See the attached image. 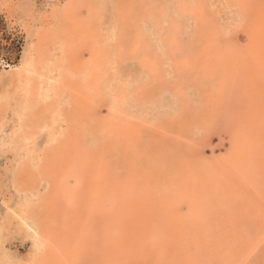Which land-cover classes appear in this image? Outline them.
Masks as SVG:
<instances>
[{"label":"rangeland","instance_id":"1","mask_svg":"<svg viewBox=\"0 0 264 264\" xmlns=\"http://www.w3.org/2000/svg\"><path fill=\"white\" fill-rule=\"evenodd\" d=\"M97 1H98V3H97ZM185 1L188 4V7L190 10L183 12L184 10L181 11L179 9V7H177V5H178L177 3L180 2V1L177 2V0H139V3H141V5L148 3V4H151L152 6L154 5L156 7L159 4H161L162 9L167 10V13L165 14V19H166V17H169V21L167 23L164 22V19L154 20V22H152L148 18V16H143V15L138 16V18H137V20L139 21L138 24H140V26H141V31L144 33V36L142 39L145 40V42H148L149 49H152V47H153L154 49L157 50V52L159 51L162 53L161 55L160 54L157 55L158 61H159L158 63H160V71L159 72L162 74V76H159L156 78L153 75L154 73L151 70L152 67L149 65V63L146 61L138 62L139 59H137V58H136L137 61H133V60L130 61V59H125L119 65L113 64L112 65V68H113L112 76L113 77H111V78H114V80H115V78H118V79L116 81H114L112 79L109 80L110 78H108L109 85H108V88H106V90H105V87H104V89H102L103 97L101 99V102L97 105L94 104L93 105L94 107L93 106L91 107V109H90L91 116H89L88 120L84 124H82V123L77 124L78 129H76V130L78 132L76 134H77V140L78 141H76V142L79 144V145L78 144L77 145L80 146L78 148V149H80L79 153L77 152L74 156L73 155L72 156H66V159L68 157H71L70 159L72 162H70L69 158H68L67 162L68 163L70 162L71 163L70 165H72V163H73V165L72 166L69 165L70 167L67 169L72 168V170L70 169L67 171L66 168L55 166L54 167L55 169H53V171H49V173L47 175H44V176L41 175L40 176L41 179L39 180V183L38 182L35 183L36 185L38 184V186H35L34 184H32V185L25 184V181H24L25 176L24 175H25V173L27 174V172L26 171H25V173L23 172V170H22L23 164H25V163L29 164L30 168L29 167L28 168L34 174V175H31V177H34L37 175L39 176L40 172H41L40 169L42 168L41 167L42 162L41 163H39V162L41 161L42 156H44V154H45V156L48 155V156L52 157L54 155L53 153H54L56 147H60L61 146L60 144H62V142H64L68 138V136H69L68 131L70 130L69 129L70 126L67 125V123H66V121H64L63 117H66V113H67L68 109L72 108V104L70 102L71 101V94H70V92L66 91V92H64V95H62L61 99H59L60 97L56 98V96H55L56 91H55V89H53V87L56 86L57 80H59V77L63 75V73H62L63 68H62V65L59 66L60 65L59 62L57 63V61L59 60L58 59L59 56L60 55L62 56V53L60 52L61 50H53V48H52L51 50H53L52 51L53 53L51 54L49 59H45V61L39 67L40 70H42V74L44 75L43 79H44L45 83H43L42 88L40 90H38L39 92L37 93V95L39 94V98H40L39 100H41V102L39 104H42L43 102L47 103V104H51L52 102H54L55 105L57 104L56 106H53V110H55V113H54L55 116H52L51 112L45 113V115H44L43 114L44 112L41 110V108L39 109L38 106L35 107L34 112L35 113L37 112L40 119H44L42 122L47 121V123L43 125V128L41 129V131L38 133H35L36 130L32 126V123L31 122L29 123L24 117V114L27 113V111L31 112L32 110L30 111L29 108H26L27 107V104H26L27 103V100H26L27 95H26V93L28 91V86L26 84V81L21 78L19 72L22 70V68L25 69L28 66V63H31L29 61H31L33 59V56H34L32 51L35 50V49H33V47L36 46L34 44V42L40 38L42 31H44L46 28L50 27V29L58 30V32L60 33V29H61L60 26H63V27L65 26L66 27V28H64L66 30L65 33L67 34L70 31L68 28L67 22H70L71 19H69L67 17L66 11H58V8H60L61 6H65L64 3L66 2V0H0V224H1L0 225V229H1L0 231L3 233L2 234L0 232L1 233L0 234V260H1L0 264H5L4 262H6V264H12L13 261H14L13 264H18V262H19V264H36V263L37 264H44L45 262L47 264H49V263H51L50 262L51 260L57 262V258H59V260H63V262L66 259L63 255H66L67 252H64L61 254L60 253L57 254V256H54L53 259H51L49 261V263H48V261H46L47 256H48L47 253L49 252L48 249L52 245H50V243H44L40 239V236L38 235L39 234L38 233L39 232V224H38L39 219L38 218H40V217L39 216H37V217L32 216L33 218L32 217L29 218V212H30L31 208H34L36 206L37 207L42 206L41 208L43 210H46L45 209V207L47 206L46 204H48L49 202L47 200H44V199H45L46 195L47 194L49 195V193L51 192V189H50L51 187L49 188L50 185H54L55 187H58L59 191L62 193L61 195H63L62 196L63 198L60 201V203H61L60 205H62L61 206L62 208L61 207L57 208L54 204L53 208L49 207L48 208L49 211L48 210L47 211H48V213H50V208L52 209L53 213L51 215H53V220L55 219L56 225H58V223L62 224L63 220H64V222H67L66 226H65V228H66L65 234H67V235L65 236V234H64L63 238H64V241H66V243H67V249L69 247H71V248H74L75 251L77 252L76 254H74L75 256L72 258V259L75 258L76 259L75 261H72V260H71L72 262L71 261H69V262L65 261L64 263H61V264H66L67 262H68L67 264H70V263L71 264L72 263L73 264H105V263L109 264V262H111L112 260L116 261L117 259L115 260V258H119V257H120L119 259L122 260V261H120V263L122 262L121 264H142V263L143 264H154V263L170 264L169 263L170 257L168 256L170 251L168 249H166L167 251L164 250L165 251V254H164V253H162L163 250L161 251V249H159V248H163V246H162L163 244H161V241H164L165 238H167V237L164 238V236H166V234H167V236H170L173 239L174 238L177 239L178 246L174 245V247H176V250H174V252L178 254L180 251L178 249L181 248L182 252H180L179 255H181V257H183L184 259L187 257L188 260L186 261V263L190 262L189 264H193V263L194 264H196V263L197 264H212V263H214V264H226L228 262V260L226 261L225 259H227L228 257H229L228 258L229 259L228 264H230V263L231 264H246V263L252 264V262L255 264L261 263L260 260H258V259H259L260 255L262 256L264 253V243L263 244L259 243V246L256 245V247H258V249L256 248L257 250L256 249L254 250L255 252H253V254H252L253 257H251V258L249 257L250 260H247V262L243 261L242 257H240L243 255V253L246 250L240 252V255L238 254L239 253L238 250L239 249L241 250L240 246L242 248L246 249L249 247L250 242L251 243L253 242V244L255 245V242L257 241V235H256L257 229L254 228L255 227L254 224H257V226H258V223H257L258 221H257V219L251 217L249 215V213H248V215L245 214L244 212L246 209L244 207H242V205H241L243 197L246 196L247 193H248V195L253 194L254 191L256 190V188L254 186L251 187V185L248 184L247 181H245L244 177L243 178L240 177L239 180L242 181V179H244L242 181V183L239 184L241 186L239 187V189L237 188L234 191L232 189L234 186L233 183L236 184L237 182H239L236 179L237 178L236 177L237 171L234 173L230 172V175L233 173L232 176H234L235 178L234 177L231 178L232 176L230 178H226V179H229V181L231 180L230 183H227L226 185L217 184V183H215V181H212V182H209L210 187L207 184H203V186H200L198 190H196L194 188L192 189L189 185L188 188L186 189L187 191H183V193L179 194L180 197L176 195V198L175 197L172 198L173 207L170 210L174 214H172L171 212L169 214L164 213L163 214L164 217H163V215L161 213H160V215H157V216H155L154 214L148 213V212H151V208H153L152 206H154V204H156L157 202H160L161 200H163V198H160V197H162L161 193H159V194L157 193L156 195L151 196L152 194H150L151 193V191L149 190L150 188H148V190L144 189V184L142 183V181L144 179L148 180V178L139 176V173L143 174L147 170H149L150 172L152 171V174H155V176H154L155 179L158 180L157 182H154L155 186L158 183L161 185L162 181H165L164 180L165 178H166V180L168 179L169 181L170 180L172 181L176 178L173 177L174 178L173 179V178H168V177L173 176L172 174L171 175H169V174L171 172H174V170L172 168H173V165L178 164L179 156L183 160L188 162L189 165L190 164L191 165L196 164L195 165V167H196L197 164L201 163L199 166L206 168L208 172L213 173L211 171L212 167L209 169L208 167H204L203 164L208 162L212 166V163H215L216 160H218L220 158H224L232 150L233 141H235L234 138H236L237 131H239L238 129H239V126L241 125L240 123L243 120H246V116H245V113H246L245 110L246 109H245V107H247V103L249 102L248 98H252L250 94H248V93L244 94L241 92V91H243V86L241 87L242 84L239 85L240 84L239 78H238V80H236L235 83H230L227 86L228 88L225 89V91H221V92H223V94L220 98L221 101H219L220 99H218L213 104H209V103H205V102L199 103V101H200L199 97H201L202 94H204V90H203L202 86L197 85V84L193 83L192 81L189 82L187 80V83H188L187 86L185 87V85H184V88L182 89L181 95H178V94H176L177 92H175L172 89V87L170 85H168L172 80H173V84L175 85L176 80L174 78L170 79L171 74L174 72L172 70L173 68L169 64L170 60H169V63L166 62L167 61L166 57L170 53L169 52L170 47H172V45H174L173 42H171L169 40V35H171V34H174L175 36L177 35V38H178L177 41H181L180 45L183 48L182 50L184 52H189L190 50L195 51L194 50L195 47L198 46L197 48H199L200 46H203L205 43V40H207V38L203 39V37H206L205 35L207 33L205 28L206 27L210 28L212 26L217 27L216 32H218L220 35L219 39L217 41L219 46H221L222 48H225V46H232L233 44H235L236 47L238 46L239 50H241L240 55H242V53L244 52L243 56L245 57L246 56L245 52L250 50L249 47H250L251 42H252L255 24L257 23L258 16H259L260 12L264 9V8L262 9V6H261V4L263 3L264 0H251L250 6L242 14H240L239 8L237 6H236L237 8H235V9L233 8V5H232V7L228 6L227 3L224 2L226 0H221V1L218 0L219 2H217V0H203V2L197 1L198 2V9L201 11V14H202L199 16L198 15L196 16L197 12H190V11H193L194 7L196 8V5L194 4L195 3L194 0H185ZM59 3H62V4H59ZM112 3H113V0H110V1L107 0V2L104 0H96L94 2L95 5L93 6V8L95 9V12H93V13H96L98 11L97 18L95 19V23L99 21L98 25L96 24V26L98 27V29H101V31L103 33L102 35H107V33L113 29V26L114 27L119 26V23L117 22V20L115 18ZM88 6H89L88 4H84L80 8H78L77 12H76L78 17L75 16L74 19L86 18L90 15H93L92 14V8H90ZM167 14H169V15H167ZM79 16H81V17H79ZM202 28H204V29L202 30ZM137 30L138 29L135 27H129L128 29H126V33L123 35V39L121 40V42L123 43V45L125 47L131 49L138 42V40H137L138 33H136ZM200 32H201V34H200ZM127 37H129V42L127 41L128 40ZM68 38H69V35H68ZM81 39H84V38H81ZM91 41L92 40L89 38V40L87 39L84 42L83 49L80 50L81 55L78 52L79 50L76 51L77 56L75 57L74 64H76V65L78 64V66L87 65V63L84 64L85 60H83V59H84V57L85 58L90 57V52H91L90 51V45L92 44ZM126 41H127V43H126ZM51 46L57 47L53 43H51ZM163 49H165V50H163ZM200 49L203 50L204 47H202ZM174 52L177 53V51H174ZM78 55H80V56L78 57ZM180 55L181 54H179L178 56H180ZM181 57L184 58L185 56H181ZM246 59H247V56H246ZM218 60L219 61H216L215 68H214V69H217L216 70L217 76L215 77L216 79L214 77H212L211 75H208L205 73L204 74L199 73L198 76H200L202 78V81H204V79H206L208 81L210 80L213 85L218 83L217 80L219 79V76L221 75L219 73L222 72V70H224V68H225L223 66V60H221V58H219ZM248 61H249V59L244 60L241 64L242 65L244 63L248 64ZM32 63L34 64L35 62L33 61ZM172 63H173V67H174L175 62L173 61ZM68 65H67V67H68ZM245 65L246 64H244V66H242V68L245 67ZM250 65H251V63L249 61V64L246 67H248ZM197 66H198V64H197ZM198 67H200V66H198ZM220 69H222V70H220ZM237 69H240V68L237 67ZM181 72H182V70H181ZM242 72L243 71H241L239 73L244 75L245 73L244 72L242 73ZM237 73H235V74H237ZM34 74H35V71L32 70L29 75H30V77H32ZM178 75H179V73H178ZM127 76H128V78H127ZM83 77H85V76L83 75ZM138 77L140 79L139 82L141 84H143V85L148 84L149 88L147 89L145 87L146 88L145 92L139 91L138 89L134 90L135 87L136 88L138 87V85H137L138 83L136 82V79ZM126 79H127V81H126L127 87L130 91V92L128 91L126 106L128 107V111H130V113L128 112V114L126 116L124 115L123 117L124 118L126 117V118L123 119L122 121H124V123H129L128 124V126H130L129 129L132 128V125L137 124L135 126L136 128L138 127L137 130L135 128L136 134L137 133L141 134L139 131L143 130L142 135H144V136H141V137H143V140H141V144L143 141L144 146H142L139 143V145L134 144L133 146L128 147L126 144H123L125 140H123L121 136H119V137L114 136V135L110 136V133L108 132V130L106 128L101 129V126L105 127L109 121H111V122L114 121V123H117V121H119L120 118H122V117L117 118V116H114L112 114V112H113L112 111V109H113L112 103L115 104V101L113 100L114 99L113 96L116 94L115 92L122 88L119 85L120 83L117 81H120V80L122 81V80H126ZM155 79H158L159 81H157V82H159L160 84H163V85L157 89V94L154 95V97H153V96H151V94L153 93L154 90H153V87L151 85H152V81H155ZM51 83H53L54 85H51ZM173 84H171V85H173ZM231 84H233V85H231ZM129 85H131L133 87H131ZM111 86L113 89L111 88ZM238 88L239 89L242 88V90H240V92H239ZM110 90H113L112 93ZM218 92H220V91H218ZM249 95H250V97H249ZM244 97H245V99H244ZM226 98L228 100H226ZM254 99H256V98L254 97ZM56 100L59 102H55ZM112 101H114V102H112ZM183 102H189L190 104H192L194 106H195V104H193V102L197 103L196 104L197 107H195V108L193 107L192 111L193 110L198 111V109H197L198 106L202 109L204 108L200 112H202V114H201L202 119L205 117L204 118L205 120L203 119V123H202V121H200L197 123L193 122V124H192V123H190V118H189V122L185 125L183 124V121H182V123L179 126L184 125L183 128L186 126V127H188L187 128L188 130L186 132V135L184 133L185 136L183 135V137H181V136H179L180 133L177 132V131H180L181 128L179 129V126H175V125H177V123L175 121L178 119V117H180L179 114L182 111ZM251 103L252 102H249L248 104H251ZM60 104H61V106H60ZM224 105H226V106H224ZM234 107H235L236 111H235ZM261 108H262V104H261ZM110 109H111V111H110ZM62 110L65 111V114H63ZM95 114L97 115V118H96ZM232 114H235V116H233ZM233 118H235V119L233 120ZM103 119L105 121H103ZM127 119H129V120H127ZM247 119H248L247 120L248 124H251V125L255 121V120H252V117H248ZM99 120H101V123H99L100 122ZM130 120H132V121H130ZM262 121L264 122V120H262ZM168 122L172 123V125ZM234 122H236V123H234ZM38 123H39V121H38ZM131 123H134V124L131 125ZM163 123L166 124V126H162ZM39 124H41V120H40ZM233 124H235V125H233ZM55 127H56V129H55ZM258 127H259V129L255 126L253 128L249 127L248 129H249V132H252L253 134L256 135V137H255L256 139H254L255 140L254 141L255 152L258 154V156H260V160L263 159V160L259 161V164L261 166H263L264 165V135H262L260 131H263V134H264V129L262 128V127H264V124L258 125ZM201 128H203V129H201ZM196 129H198V130L196 131ZM157 131H158V133H157ZM160 133H162V134H160ZM152 134H155V135L153 136ZM156 134L160 135L161 137L162 136H164L165 138L167 137L166 139L170 141V144H171L170 146L173 149V153L174 154L176 153V157H178V158L174 159V161H173L174 164L173 163L169 164L168 169L163 170L164 173L162 171L160 172V168L158 169V165L155 163V161L151 160L152 158L156 159L157 156L154 157V156H151L149 154L151 151L152 152L154 150L157 151V149L159 147H161V145H163L164 147H168L165 144L168 141L165 139H161V137H158ZM169 136L170 137L172 136L171 137L172 139ZM184 137H186V138L184 139ZM187 137H188V139H187ZM118 139H120V140H118ZM108 140L111 142V143L109 142V144L110 145L112 144V145H111L110 149L106 150ZM161 140H162L161 144H159L158 142L156 143V141L161 142ZM194 140L196 141V143ZM80 141L82 142V144ZM93 143H95V144H93ZM89 144H91V145H89ZM139 146H141L142 148L144 147L143 149H145V151H146V149H150V150H147L145 153H142L141 151H139V149L142 150V148L141 147L139 148ZM182 146H183V148H182ZM91 147H93V148H91ZM134 147H136L138 149V151ZM164 147H161V148H164ZM123 148H125V150ZM33 150H35V151H33ZM36 150H37V152H36ZM133 150H135V151H133ZM121 151L124 153H122ZM126 152H127V154H126ZM95 153H97V154H95ZM128 153H130L132 155L130 156V154H128ZM104 154L106 157H105V159H102V158H104ZM122 154H124V156ZM174 154H171L169 159H167L165 161H163V160H161V161H163L164 164H165V162L166 163L171 162L172 157H175ZM80 155H81V157L84 156V157H82V160L85 158L83 162H79V161H81V159L79 158ZM96 155H98V156H96ZM125 155H126V157H125ZM88 157H89V159H88ZM98 157H100L101 159H99ZM109 157H110V159H109ZM112 157H114V159ZM86 158H87V160H86ZM118 158H120V159H118ZM136 158H137V160H136ZM138 158H140V159H138ZM124 159H125V161H124ZM128 159H132V160H128ZM205 159L207 162L205 161ZM92 160L93 161L95 160L97 162V164L95 165L96 162H92ZM247 160H248L247 164L249 163L248 169H250L249 170L250 174L248 176H250V175H252L251 170L253 171V169H255L258 165L255 166L254 168H252L254 165H256V164L252 163V161L254 159L252 161L249 159H247ZM88 161H89V163L92 162L90 164H93V165H89ZM194 161H195V163H194ZM76 162H77V164H76ZM85 162H87V163H85ZM102 162H103V164H102ZM138 162H139V164H137ZM78 163H80V164H78ZM129 163L131 166L129 165ZM39 164H41V165H39ZM85 164H87V165H85ZM113 164H116L117 166L113 165ZM83 165L86 166V168H84ZM165 165L167 166V164H165ZM260 165H259V167H260ZM238 166H236V167H238ZM20 167H21V169H20ZM87 167L90 168L91 170H94V168H95V170H97V171L92 172L91 170H88ZM98 167H99V169H97ZM236 167H234V169H236ZM103 168L106 171H102L101 169H103ZM128 168L130 170H128ZM64 169L67 172H69V175L67 174V176L65 178L62 177V176H65V174H66V171ZM82 170H84V171H82ZM59 171L61 172V177L58 176ZM186 171H188V170H186ZM189 171H190V169H189ZM64 172H65V174H64ZM109 172L111 175H109ZM119 172H120V174H119ZM86 173H88V174H86ZM166 173H168V174H166ZM176 173L178 174L177 171H176ZM89 174H90V176H89ZM92 176H93V178H92ZM112 176H114V177L112 178ZM158 176H160V179L156 178ZM182 176H183V174L181 173L180 176H177L178 180L177 179L175 180L176 183H178L180 186L182 183L185 184V183H188L189 181H191L190 179H192V180L194 179L191 174L189 176H183V177ZM87 178H90V181ZM62 179L63 180L67 179V180L64 182ZM82 180H83V184H82ZM55 181L57 183H55ZM160 181H161V183H160ZM90 182L94 185L92 186V184ZM40 183H41V185H40ZM63 183H65V184H63ZM56 184H58V186H56ZM84 184L86 186H84ZM89 184H91V185H89ZM159 184L156 186V188L159 186ZM67 185L69 188H67ZM70 185H72V186L74 185L73 187L71 186L74 190L70 187ZM248 185H250V186H248ZM202 187L205 189L203 190ZM159 188L160 187H158V189ZM162 188L167 189V187H165L164 185H163V187H161V189ZM151 189L153 190L154 186H152ZM172 189H173V187H172ZM172 189H171V191L174 190V189L173 190ZM221 189L223 190V192H221L222 191ZM241 189H243L244 193H242ZM248 189H250V190H248ZM219 190H220V192H218ZM79 191H80V193H79ZM85 192L88 195H86V194L84 195ZM95 192H97L96 195H95ZM210 192L212 194L214 193L213 196L215 195L217 198L214 196L215 197V199H214V197L212 196V194ZM26 193H27V195H26ZM70 193H72V194L70 195ZM91 193L93 195L90 197L89 194L91 195ZM203 193L204 194L206 193L207 196L209 195L210 198L208 196L207 199L204 200V198H206V195L204 196ZM207 193H209V194H207ZM66 194H69L72 197V199L74 200L73 205H75L76 207L73 206L72 203L67 200L68 196ZM187 194H188V196H187ZM84 196L86 198H83ZM198 196H200L201 198L199 199ZM177 197H179L180 199H178ZM202 197H204V198H202ZM212 197H213V200H212ZM87 198H89V199H87ZM90 199H92V200H90ZM261 199H264V198L261 197ZM228 200H230V201H228ZM91 201H92V203H91ZM240 201H241V203H239ZM247 201H248V204H251V202L249 201L248 198H247ZM33 202H34V207H33ZM36 202H37V204H36ZM69 202L71 203V205L69 204ZM26 203H28V204H26ZM77 203H78V205H77ZM229 203H230V206H228ZM67 204H68V206H67ZM83 204H84V206H83ZM222 204L225 206V208H224V206H222ZM64 205L66 206L65 209H63ZM149 205H151V206H149ZM208 205H209V208L207 207ZM210 205H212V206H210ZM216 205L218 208L215 207ZM22 206H23V208H22ZM29 206H30V208L28 209ZM70 206H72L74 209L71 207V209H72L71 210L69 208ZM145 206H147L148 208H145ZM201 206L202 207L204 206L205 208L204 207L201 208ZM41 208H39V209H41ZM80 208H81V210H80ZM259 208L253 209L252 211H256V210L260 211ZM27 209H28V211H27ZM92 209H94L95 211ZM148 209H149V211H148ZM204 209H205V211L207 209H210V212L208 210V211H206L207 213L209 212L208 214H206V212L202 213V211H204ZM90 210H92V211H90ZM25 211H26V214H25ZM71 211L72 212L75 211L76 213H72ZM64 212H66V213H64ZM100 212H101V215H100ZM186 212H187V214H186ZM143 213H144V215H143ZM145 213L148 214L149 218H146L147 216L145 215ZM194 213H195V217H194ZM210 213H211V218L209 215ZM75 214H76V216H77V214H81V215H78L76 217ZM203 214H206V215H203ZM175 215H176V217H175ZM190 215H191V218H190ZM201 215H203L204 217ZM71 216H72V220H70ZM96 216L98 218H96ZM151 216L152 217L154 216V217L152 218ZM166 216H168V217H166ZM170 216H171V218L172 217L176 218L173 221V223L176 222L177 226L175 225L176 223L171 224L173 218L171 219ZM197 216H198V219H197ZM253 216H254V213H253ZM165 217L168 219L167 221H169V219H171V222L170 221L165 222L166 225L163 224L164 222L162 223V221L164 219L166 220ZM177 217L180 219L181 223L178 222L179 219ZM256 217H258V216H256ZM161 218H163V220ZM186 218L188 221L185 220ZM192 218H194V219H192ZM245 218H247L248 220ZM89 219H90V221H89ZM206 219H208L209 221ZM127 220H129L128 224L126 223ZM195 220L198 223V225L196 222H194ZM220 220H222V221H220ZM240 220H241V222H240ZM72 221H74L76 224ZM130 221L131 222L136 221V223L137 224L139 223V225H141V226L138 225L136 228L135 224H133V222L130 223ZM200 221L205 222V223L202 222L204 225L201 224ZM214 221H217V223ZM248 221H250V222H248ZM116 222H118V223H116ZM187 222H190V223H188V224H190V226L187 224ZM244 222H246V223L244 224ZM251 222H253V225H251ZM73 223H74V225H73ZM84 223L86 225H84ZM167 223H169L170 225ZM191 223H192L193 227L191 226ZM199 223H200V225H199ZM209 223H210V225H208ZM239 223H240V225L243 224L242 227H239L240 232H239L238 227H237V225ZM81 224L85 227L84 233L82 231V228H84V227H82ZM132 224L134 225V228H136L135 229L136 232H132L131 230H129V228ZM150 224H152L153 226H151ZM160 224H163L164 227H162L163 225H160ZM180 224H185V226L181 227L182 225L180 226ZM194 224H195V226H194ZM35 225L38 227V229ZM71 225H73L75 227H73ZM168 225L169 226L174 225L175 227L174 226L171 227V229L174 231L170 232V230H169L170 228L168 227ZM201 225L204 226L203 227V230L205 229L204 231L202 230V227H199ZM206 225H208V226H206ZM223 225H225L226 227L224 228ZM87 226H89V227H87ZM197 226L199 229L202 230V232H201V230H199L197 228ZM3 227H5V228H3ZM96 227H98V228H96ZM142 227H143V230H142ZM160 227L162 228L161 230H159ZM184 227L185 228L187 227V229L185 230ZM188 227H189V229H188ZM206 227L209 228V231H208V228H206ZM243 227L245 229H243V231H242L241 228H243ZM71 228L72 229L74 228L75 230L74 229L72 230ZM125 228H126V231H125ZM176 228L181 231V234H179L180 231L179 230L177 231ZM182 228H184V229L182 230ZM190 228H192L193 231L195 230V233L192 230H190ZM4 229H6V230H4ZM164 229H166V230H164ZM70 230H71V232H70ZM100 230H101V232H100ZM145 230H151V231L153 230V231H152V233H150L148 231L149 235L146 233L147 235L144 236ZM188 230H189V232L191 231L190 235H189ZM196 230L199 232L197 233ZM232 230H235L236 232H234ZM73 231L75 232L74 235H73ZM122 231L125 233H123ZM163 231L168 232V233L164 234L165 232L162 233ZM203 232H205V233H203ZM62 233H64V232H62ZM128 233H130V234H128ZM136 233H138V234H136ZM182 233H184L183 237L185 236V233H188L186 235H189V238H192V239H189L187 236H185V239L182 238V240H180V237H182ZM191 233H193V234H191ZM238 233H241V234H238ZM35 234L37 237L35 236ZM122 234H124V235L126 234L125 235L126 237H124V238L127 241L123 238ZM175 234H177V236H178V234L181 236H178L179 238H177L175 236ZM194 234H195V236L198 235V237H195ZM210 234H213V235H210ZM234 234L237 236H234ZM252 234L256 236L255 237L256 239H254V236ZM199 235H201V236H199ZM205 235H207V236H205ZM228 235L230 238L228 237ZM238 235L239 236L242 235V236L238 237ZM248 235L250 236V237H248L249 239L247 238ZM190 236H192V237H190ZM203 236H205V237H203ZM82 237L84 238V240H81ZM119 237H121V238L118 239ZM186 237L188 238L187 242H185V240L187 239ZM244 237L247 238L248 240H246V239L244 240ZM96 238H97V240H96ZM201 238L205 242L202 241ZM209 238H210V240H209ZM225 238L228 240H226ZM241 238H242V240H241ZM116 240H119V241L116 242ZM124 240H125V242H124ZM197 240L198 241L200 240V241L198 243H196ZM222 240L224 241V243H222L223 242ZM243 240L245 241V243L243 242ZM41 241H42V245H41ZM136 241H138V243L140 245ZM188 241H189V243H188ZM75 242H77V243H75ZM111 242H112V244H110ZM135 242H136V244H135ZM164 242H166V241H164ZM201 242H204V244L203 243L201 244ZM229 242H233L231 246H230ZM257 242H259V241H257ZM114 243L116 246L113 245ZM181 243H183L184 245ZM185 243H186V245H185ZM208 243H209V246H208ZM216 243L218 244V247H217ZM242 243H244L245 245L247 243L248 247L247 246H246V248L243 247L245 245H242ZM197 244H199V246H202V248H204V249L201 248L203 251L202 250L200 251V248ZM210 244H212V245H210ZM111 245H113L114 247ZM164 245H166V244H164ZM188 245H190V246H188ZM206 245L208 248L210 246L211 247L209 249H207ZM215 245H216V247H214ZM122 246H124L125 248L124 247L121 248ZM130 246H133V247L130 248ZM136 246H137V248H136ZM139 246H140V248H139ZM155 246H156V248H154ZM185 246L187 248L189 247L188 249L190 251L189 250L187 251ZM230 247H232V251H231ZM233 247H234V249H233ZM111 248H114L115 252L113 251L114 249H111ZM132 248H134L135 251H134V249L132 250ZM226 248H227V251H225ZM116 249H118V254L115 257V255L117 253ZM213 249H214V251H211ZM63 250L65 251V249H63ZM124 250H125V252L128 250L127 252H129V253L128 254L125 253ZM138 250H140V251H138ZM158 250H159V252H158ZM236 250H237V252H236ZM221 251H223L222 252L223 257H221L222 256ZM130 252H132V253H130ZM230 252L233 254L236 252L235 253L236 257L234 255H232ZM124 253L127 256H125ZM140 253L143 255V257ZM223 253L224 254L226 253V254L224 255ZM118 255H124L125 259L123 256H122V258H121V256L118 257ZM164 255H166V256H164ZM185 255H187V256L185 257ZM105 256H106V259H108V260L105 259ZM110 257H112V259ZM190 257H191V260H190ZM195 258H197V259H195ZM28 259H29V262H28ZM109 259H110V261H109ZM192 259L196 263L193 262ZM222 259L225 262L222 261ZM149 260H151V261L149 262ZM203 260H204V262H203ZM213 260H214V262H212ZM16 261H17V263H16ZM140 261H142V263ZM249 261H251V262H249Z\"/></svg>","mask_w":264,"mask_h":264},{"label":"bare ground","instance_id":"2","mask_svg":"<svg viewBox=\"0 0 264 264\" xmlns=\"http://www.w3.org/2000/svg\"><path fill=\"white\" fill-rule=\"evenodd\" d=\"M96 0H66V2L64 3L65 4V6H61L60 8H58V11H66V14H67V17L69 18V19H71L70 20V22H67V24H68V28H69V32L66 34L65 32H66V30L64 29V28H66L65 26L63 27V26H60L61 27V29H60V33L58 32V30H53V29H50V27L49 28H46L44 31H42V33H41V35H40V38L37 40V41H35L34 42V44L37 46H35V47H33V49H35V50H33L32 51V53H33V59L31 60V61H29V62H31V63H28V66L25 68V69H23L22 68V70L19 72V74H20V76H21V78L23 79V80H25L26 81V84H27V86H28V91H27V93H26V95H27V107L26 108H29V110L31 111V112H29V111H27V113H25L24 114V117H25V119L30 123H32V126L35 128V130H36V132L35 133H38V132H40L41 131V129L43 128V125L44 124H46L47 123V121H45V122H42L44 119H40L39 118V116H38V114H37V112L35 113L34 112V109H35V107H39V109L41 108V110L44 112L43 114L45 115V113H50L51 112V114H52V116H55V110H53V106H56L55 105V103L54 102H52L51 104H47V103H42V104H39L40 102H41V100H39L40 98H39V94L37 95V93L39 92L38 90H40L41 88H42V85H43V83H45V81H44V75L42 74V70H40V65L45 61V59H49V57L51 56V54L53 53L52 51L53 50H61L60 52L62 53V56L60 55L59 56V60L57 61V63L59 62V66H61L62 65V68H63V75L62 76H60L59 77V80H57V84H56V86H54L53 87V89H55V96H56V98H58V97H60L59 99H61L62 98V95H64V92H70V94H71V104H72V108H69L68 109V111H67V113H66V117H63V119H64V121H66V123H67V125L68 126H70L69 127V131H68V138L64 141V142H62V144H60L59 146L60 147H56V149H55V151H54V155L52 156V157H50V156H48V155H46L45 156V154H44V156H42V158H41V161L39 162V163H41L42 162V168L40 169L41 170V172H40V175L38 176H34V177H31V175H34L33 174V172H31L30 170H29V164H27V163H25V164H23V172L25 173V171L27 172V174L25 173V178H24V181H25V184H30V185H32V184H34L35 186H38V184L36 185L35 183L36 182H38L39 183V180L41 179V175L42 176H44V175H47L48 173H49V171H53V169H55L54 167L55 166H57V167H63V168H69L70 166H72L73 165V163H72V165H70L71 163L70 162H72L71 161V157H68L69 159H70V162L68 163L67 162V160H68V158L66 159V156H74L77 152L79 153V150L80 149H78L80 146H78L79 144L76 142V141H78L77 140V130L76 129H78L77 127V124L79 123H82V124H84L87 120H88V118H89V116H91V112H90V109H91V107L94 105V104H99L100 102H101V99H102V97H103V93H102V89H104V87H105V90H106V88H108V85H109V83H108V78H110L109 80H114V78H111V77H113L112 76V72H113V68H112V65L113 64H115V65H119V64H121L125 59H130V61H137V59H139L138 60V62H142V61H146V62H148L149 63V65L152 67L151 68V70L153 71V75L157 78V77H159V76H162V74L159 72L160 71V63H158L159 61H158V54H162L161 52H157V50L156 49H154L153 47H152V49H149V47H148V42H145V40H143L142 38H143V36H144V33L141 31V26H140V24H138L139 23V21L137 20V18H138V16H148V18L152 21V22H154V20H160V19H164V22L165 23H167L168 21H169V17H166V19H165V14L167 13V10H164V9H162V6H161V4H159L158 6H152L151 4H142L141 5V3H139V0H113V3H112V6H113V10H114V14H115V18H116V20H117V22L119 23V26L117 27V26H113V29L112 30H110L108 33H107V35H102L103 33H102V31H101V29H98V27L96 26V24L98 25V22H96L95 23V19L97 18V14H98V11L96 12V13H93V12H95V9L93 8V6L95 5L94 4V2H95ZM104 1H106L107 2V0H104ZM110 1V0H109ZM178 1H180L179 3H177L178 5H177V7H179V9L181 10V11H183V12H185V11H189L190 9H189V7H188V4L186 3V1L185 0H177V2ZM197 1H199V2H203V0H194V4L196 5V8L194 7V9H193V11H190V12H197L196 13V16L198 15H202L201 14V11L198 9V2ZM221 1V0H220ZM86 2V3H85ZM143 2V1H142ZM213 2V1H212ZM217 2H219L218 0H217ZM216 2V3H217ZM224 2H226L227 3V5L228 6H231L232 7V5H233V8L235 9V8H239V12H240V14H242L245 10H247L248 9V7L250 6V3H251V0H226V1H224ZM97 3H98V1H97ZM189 3V2H188ZM59 4H62V3H59ZM84 4H88L89 6L88 7H90V8H92V14L93 15H90V16H88V17H86V18H77V19H74V17L75 16H77V14H76V12H77V9L78 8H80L82 5H84ZM158 4V3H157ZM237 6V7H236ZM261 6H262V9L264 8V1H263V3L261 4ZM232 9V8H231ZM76 14V15H75ZM239 14V13H238ZM167 15H169V14H167ZM66 17V18H67ZM78 17V16H77ZM79 17H81V16H79ZM153 19V20H152ZM160 22V21H159ZM158 22V23H159ZM175 24V23H174ZM143 25V24H142ZM129 27H135V28H137L138 30L136 31V33H138V38H137V40H138V42L134 45V47H132L131 49L130 48H127V47H125L124 45H123V43L121 42V40L123 39V35L126 33V29H128ZM216 26H212V27H206L205 28V30H206V37H203V39H206L207 38V40H205V43H204V45L203 46H200L199 48H197V47H195L194 48V50L195 51H192V50H190L189 52H184L182 49V47H181V41H177L178 40V38H177V35L175 36L174 34H171V35H169V40L171 41V42H173V44L174 45H172V47H170V53L167 55V57H166V59H167V61L166 62H168L169 63V60H170V66L173 68L172 70H173V72L174 73H172L171 74V76H170V79L172 78H174L175 80H176V82H175V85L173 84V80L168 84V85H170L171 87H172V89L175 91V92H177L176 94H178V95H181V93H182V89L184 88V85H185V87L187 86V80L189 81V82H193V83H195V84H197V85H200V86H202V88H203V90H204V94H202V96L201 97H199V103L200 102H205V103H209V104H213L214 102H216L218 99H220L221 98V96H222V94H223V92H221V91H225V89L226 88H228L227 86L230 84V83H235L236 82V80H238V78H239V80H240V84L239 85H241V87L243 86V91H241L242 93H248V94H250L251 95V97L252 98H248L249 100V102H252L251 104H248L247 103V107H245V116H246V120H243L240 124V126H239V131H237V135H236V138H234L235 139V141H233V148H232V150L224 157V158H220V159H218V160H216V162L215 163H212V166H211V164L210 163H208L207 161H206V159H205V161L207 162V163H204L203 164V166L204 167H208L209 169L212 167V169H211V171L213 172V173H210V172H208L207 171V169L206 168H203V167H201V166H199L200 164H197V166L195 167V165L196 164H193V165H189V163L188 162H186L185 160H183L180 156H179V160H178V164H175V165H173V170H174V172H171L169 175H173L172 177L171 176H169L168 178H173V177H175L177 180H178V178H177V176H180V174L182 173L183 174V176H189L190 174L192 175V177L195 179H190L191 181H189L188 183H182L181 184V186L178 184V183H176V179H174V180H166V178L164 179L165 181H162V183H161V181H160V183H161V185L159 184V186L158 187H160L159 189H158V187L156 188V186L158 185H156L155 186V184H154V182H157L158 180H156L155 179V174H152V171L150 172L149 170H147L146 172H144L143 174H140L139 173V176H141V177H145V178H148V180H143L142 181V183L144 184V189H147L148 190V188H150L149 190L151 191V193L150 194H152L151 196H154V195H156L157 193L159 194V193H161V195H162V197H160V198H163V200H161L160 202H157L156 204H154V206H152L153 208H151V212H148L149 214H154L155 216H157V215H160V213L163 215L164 213L165 214H169L170 212L172 213V211L170 210V209H172V207H173V205H172V198H176V195L177 196H179V194L180 193H183V191H187L186 189L188 188V186L190 185V187L193 189H196V190H198L199 189V187L200 186H203V184H207V185H209V182H212V181H215V183H217V184H224V185H226L227 183H230V181H229V179H226V178H230L231 176H232V174L234 173V172H236V174H237V180L239 181V182H237L236 184H234L233 183V191L234 190H236L237 188L239 189V187L241 186V185H239V184H241L242 183V181L244 180V179H242V181L241 180H239L240 179V177L241 178H245V181H247V183L248 184H250L251 185V187L252 186H254L255 188H256V190L254 191V193L253 194H249L248 195V193H247V195L246 196H244L243 197V200H242V207H244L246 210H245V214H247L248 215V213H249V215L251 216V217H253V218H255V219H257V223H258V226H257V224H254L255 225V229H257L256 230V235H257V241H259V242H255V245L253 244V242L251 243H249V247L247 246V243H246V245L244 244L245 243V239L246 240H248L249 238L248 237H250L249 235L247 236V238H245L244 237V240H243V242L244 243H242V245H245V246H243V247H245L246 248V246L248 247V248H246V249H244V248H242L241 246H240V248H241V250L239 249L238 250V254L240 255V252H242V251H244V250H246L244 253H243V255L242 256H240V257H242V260L243 261H245V262H247V260H250V258L251 257H253L252 256V254H253V252H255L254 250L257 248L258 249V247H256V245L257 246H259V243H264V199H261V197L262 198H264L263 196H264V165L263 166H261L260 164H259V161H261V160H263V159H261L260 160V156H258V154L255 152V144H254V139H256L255 137H256V135L255 134H253L252 132H249V127L250 128H253L254 126L255 127H257L258 129H259V127H258V125H263L264 124V122L262 121V120H264V9L260 12V14H259V16H258V20H257V23L255 24V29H254V34H253V38H252V42H251V45H250V47H249V49L250 50H248L247 52H245L246 53V56H247V59H246V56L244 57L243 55V53H242V55H240V51L241 50H239V47L237 46L236 47V45L235 44H233L232 46H225V48H222L221 46H219V44L217 43V41H218V39H219V33L218 32H216L217 30H216ZM98 29V30H97ZM145 29V28H144ZM204 28H202V30H203ZM50 30V31H49ZM200 34H201V32H200ZM203 34V33H202ZM68 35H69V38H68ZM128 36V35H127ZM81 38H84V39H81ZM89 38L92 40L91 42H92V44L90 45V57L88 58V57H84V59L83 60H85V62H84V64H86L87 63V65H83V66H78V64L76 65V64H74V60H75V57L77 56V54H76V51L77 50H79L78 52H79V54H80V50L81 49H83V45H84V42L88 39L89 40ZM128 38V42H129V37H127ZM126 38V39H127ZM131 39V38H130ZM202 39V40H203ZM127 41H126V43H127ZM204 41V40H203ZM51 43H53V44H55L57 47H52L51 46ZM61 43V44H60ZM169 44V43H168ZM60 45V46H59ZM150 45V44H149ZM170 45V44H169ZM59 46V47H58ZM202 47H204V49L203 50H201L200 48H202ZM53 48V50H51ZM163 48V47H162ZM154 49V50H153ZM163 50H165V49H163ZM174 51H177V53H175ZM157 52V53H156ZM196 52V53H195ZM239 52V53H238ZM186 53V54H185ZM179 54H181L180 56H178ZM185 54V55H184ZM81 55V54H80ZM80 55H78V57L80 56ZM153 55V56H152ZM181 56H185L184 58L183 57H181ZM137 58V59H136ZM160 58V57H159ZM219 58H221V60H223V66L225 67L224 68V70H222V69H220V70H222V72H220L219 74H221L220 76H219V79L217 80V84H215V85H213L212 83H211V81L209 80H206V79H204V81H202V78L200 77V76H198V74L199 73H205V74H208V75H211L212 77H216L217 75V73H216V70L217 69H214L215 68V64H216V61H219L218 59ZM249 59V61H250V63H251V65L250 66H248V67H246L248 64H249V61H248V64L247 63H244V64H246L245 65V67H243L242 68V66H244V64L242 65L241 63L244 61V60H248ZM242 60V61H241ZM35 62L34 64L32 63V62ZM82 61V60H81ZM175 62V66L173 67V63L172 62ZM62 62V63H61ZM69 64V65H68ZM140 64V63H139ZM197 64H198V66H200V67H198L197 66ZM67 65H68V67H67ZM114 65V66H115ZM217 67V66H216ZM237 67H239L240 69H237ZM70 68V69H69ZM121 68V67H120ZM218 68V67H217ZM185 71H184V70ZM35 71V74L32 76V77H30V73H31V71ZM181 70H182V72H181ZM219 70V69H218ZM241 72V71H243L245 74L244 75H242L241 73H239V72ZM249 73H248V72ZM132 72V71H131ZM185 72V73H184ZM238 72V73H237ZM242 72V73H243ZM61 73V74H62ZM118 73V72H117ZM178 73H179V75H178ZM235 73H237V74H235ZM129 74V73H128ZM83 75L85 76V77H83ZM114 75V74H113ZM177 76V77H176ZM208 77V76H207ZM127 78H128V76H127ZM241 78V79H240ZM118 78H115V80L114 81H116ZM121 79V78H120ZM216 79V78H215ZM212 80V79H211ZM127 79L126 80H120V81H117V82H119L120 84V86L122 87L120 90H118V91H116L115 93V95L113 96V100L115 101V104H113L112 103V114L114 115V116H117V118L119 117H122V118H120V120L119 121H117V123H114V121H109L108 122V124H106V126L104 127V126H101V129H104V128H106L107 130H108V132L110 133V136H112V135H114V136H121L122 137V139L123 140H125L124 141V143L123 144H126L128 147H131V146H133L134 144H138L139 145V143L141 144V140H143V137H141V136H144V135H142L143 134V130L142 131H139L141 134H136L135 133V126L137 125H132V124H134V123H131V125H132V128H130L129 129V127L130 126H128V124L129 123H124V121H122L123 119H125L123 116L125 115H127L128 114V112L130 113V111H128V107L126 106V101H127V95H128V91H129V89H128V87H127ZM140 79H139V77L136 79V82L138 83L137 85H138V87L136 88H134V90H139V91H144L145 92V90H146V88L148 89L149 87H148V84H145V85H143V84H141L140 82ZM157 81H159L158 79H155V81H152V87H153V93L151 94V96H153L154 97V95H156L157 94V89L159 88V87H161L163 84H160L159 82H157ZM150 82V81H149ZM213 82V81H212ZM166 83V82H165ZM111 84V83H110ZM171 84H173V85H171ZM237 84V83H236ZM51 85H54L53 83H51ZM231 85H233V84H231ZM238 85V84H237ZM129 86H131V85H129ZM247 86V87H246ZM115 87V86H114ZM131 87H133V86H131ZM146 87V88H145ZM111 88H112V86H111ZM110 88V89H111ZM116 88V87H115ZM114 88V89H115ZM113 89V88H112ZM234 89V88H233ZM239 89V88H238ZM237 89V90H238ZM109 90V89H108ZM116 90V89H115ZM240 90H242V88L241 89H239V92H240ZM111 91V93H112V91L113 90H110ZM218 91H220V92H218ZM227 91V90H226ZM130 92V91H129ZM132 92V91H131ZM136 92V91H135ZM238 92V93H239ZM57 93V94H56ZM114 93V92H113ZM201 93V92H200ZM225 93V92H224ZM228 93V92H227ZM250 95H249V97H250ZM130 96V95H129ZM228 96V95H227ZM235 96V95H234ZM246 97V96H245ZM245 97H244V99H245ZM254 97L256 98V99H254ZM191 98V97H190ZM237 98V97H236ZM254 99V100H253ZM226 100H228L227 98H226ZM225 100V101H226ZM238 100V99H237ZM243 100V99H242ZM241 100V101H242ZM247 100V99H246ZM109 101V100H108ZM114 101H112V102H114ZM195 101V100H194ZM219 101H221V99L219 100ZM218 101V102H219ZM55 102H59V101H55ZM191 102V101H190ZM245 102V101H244ZM54 103V104H53ZM107 103V102H106ZM111 104V103H110ZM193 104H195V106L194 105H192V104H190L189 102H183V107H182V111H181V113L179 114V116L180 117H178V119L175 121L176 123H177V125H175V126H179L181 123H182V121H183V124L185 125V124H187L188 122H189V118H190V123H192L193 124V122H200V121H202V123H203V119L205 118H203L202 119V116H201V114H202V112H200V111H202L203 109L202 108H200L199 106H198V111H192V109H193V107L195 108V107H197L196 106V104L197 103H195V102H193ZM221 104V103H220ZM261 104H262V108H261ZM200 105V104H199ZM60 106H61V104H60ZM63 106V105H62ZM111 106V105H110ZM119 106V107H118ZM221 106V105H220ZM224 106H226V105H224ZM94 107V106H93ZM52 108V109H51ZM237 108V107H236ZM244 108V107H243ZM64 109V108H63ZM234 109H235V107H234ZM238 109V108H237ZM65 110V109H64ZM93 110V109H92ZM130 110V109H129ZM217 110V109H216ZM240 110V109H239ZM63 111V110H62ZM110 111H111V109H110ZM170 111V110H169ZM205 111V110H204ZM211 111V110H210ZM235 111H236V109H235ZM96 113V112H95ZM110 113V112H109ZM116 113V114H115ZM210 113V112H209ZM229 113V112H228ZM63 114H65V111H63ZM237 114V113H236ZM133 115V114H132ZM212 115V114H211ZM231 115V114H230ZM233 116H235V114H232ZM65 116V115H64ZM95 116H96V118H97V115L95 114ZM204 116V115H203ZM232 116V117H233ZM69 117V118H68ZM248 117H252V120H255L254 121V123L251 125V124H248ZM43 118V117H42ZM106 118V117H105ZM129 118V117H128ZM174 118V117H173ZM110 119V118H109ZM112 119V118H111ZM172 119V118H171ZM209 119V118H208ZM235 118H233V120H234ZM250 119V118H249ZM40 120H41V124H39L40 123ZM98 120V119H97ZM96 120V121H97ZM116 120V119H115ZM127 120H129V119H127ZM205 120V119H204ZM25 121V120H24ZM38 121H39V123H38ZM100 122L99 123H101V120H99ZM103 121H105L104 119H103ZM130 121H132V120H130ZM129 121V122H130ZM116 122V121H115ZM126 122V121H125ZM207 122V121H206ZM205 122V123H206ZM168 123H170V122H168ZM234 123H236V122H234ZM34 124V125H33ZM125 124V125H124ZM171 125H172V123H170ZM162 125V124H161ZM183 125V126H184ZM233 125H235V124H233ZM251 125V126H250ZM159 126V125H158ZM162 126H166V124H164L163 123V125ZM183 126H179V129H180V131H177V132H179L180 133V135L179 136H181V137H183V135H184V133H185V135H186V132H187V128L188 127H184L183 128ZM210 126V125H209ZM82 127V126H81ZM205 127V126H204ZM235 127V126H234ZM237 127V126H236ZM138 128V127H137ZM137 128H136V130H137ZM190 128V127H189ZM206 128V127H205ZM263 129H264V127H262ZM55 129H56V127H55ZM201 129H203V128H201ZM32 130V129H31ZM59 130V129H58ZM198 129H196V131H197ZM233 130V129H232ZM176 131V130H175ZM199 132V131H198ZM258 132V131H257ZM261 132V134L262 135H264L263 134V131H260ZM157 133H158V131H157ZM163 133V132H162ZM162 133H160V134H162ZM165 133V132H164ZM191 133V132H190ZM102 134V133H101ZM153 136L155 135V134H152ZM158 137H161L160 135H158V134H156ZM164 135V134H163ZM184 135V136H185ZM104 136V135H103ZM148 136V135H147ZM156 136V137H157ZM194 136V135H193ZM199 136V135H198ZM141 137V138H140ZM157 137V138H158ZM170 137V136H169ZM172 137V136H171ZM170 137V138H171ZM180 137V138H181ZM88 138V137H87ZM106 138V137H105ZM155 138V137H154ZM167 138V137H166ZM164 136H162L161 137V139H165V140H167ZM186 137H184V139H185ZM192 138V137H191ZM80 139V138H79ZM149 139V138H148ZM169 139V138H168ZM172 139V138H171ZM187 139H188V137H187ZM48 140V139H47ZM104 140V139H103ZM118 140H120V139H118ZM152 140V139H151ZM175 140V139H174ZM183 140V139H182ZM153 141V140H152ZM168 142L167 143H165L166 144V146H168V147H164L163 145H161V147H164V148H161V147H159L158 149H157V151L156 150H154L153 152L151 151L149 154L151 155V156H157L156 157V159H154V158H152L151 160L152 161H155V163L158 165V169L160 168V172L162 171L163 172V170H166V169H168V167H169V164H172L173 163V161H174V159L175 158H178V157H176V153L174 154L173 153V149H172V147L170 146L171 144H170V141L169 140H167ZM190 141V140H189ZM195 141V140H194ZM81 142V141H80ZM79 142V143H80ZM108 143H107V146H106V150H108V149H110V147H111V145L109 144V140L107 141ZM159 143V144H161L162 143V140H161V142L160 141H156V143ZM91 143V142H90ZM111 143V142H110ZM182 143V142H181ZM195 143H196V141H195ZM78 144V145H77ZM81 144H82V142H81ZM92 144V143H91ZM91 144H89V145H91ZM93 144H95V143H93ZM164 144V145H165ZM180 144V143H179ZM142 146H144V142L142 141V144H141ZM96 146V145H95ZM154 146V145H153ZM199 146V145H198ZM141 146H139V148H140ZM186 147V146H185ZM86 148V147H85ZM91 148H93V147H91ZM135 149H137L136 147H134ZM142 148V147H141ZM144 148V147H143ZM142 148V150L141 149H139V151H141L142 153H145L147 150H150V149H146V151H145V149H143ZM155 148V147H154ZM182 148H183V146H182ZM116 149V148H115ZM124 150H125V148H123ZM131 149V148H130ZM156 149V148H155ZM82 150V149H81ZM92 150V149H91ZM90 150V151H91ZM104 150V149H103ZM118 150V149H117ZM33 151H35V150H33ZM116 151V150H115ZM133 151H135V150H133ZM137 151H138V149H137ZM136 151V152H137ZM36 152H37V150H36ZM85 152V151H84ZM92 152V151H91ZM99 152V151H98ZM114 152V151H113ZM122 152V151H121ZM119 153V152H118ZM122 153H124V152H122ZM135 153V152H134ZM139 153V152H138ZM141 153V154H142ZM95 154H97V153H95ZM126 154H127V152H126ZM128 154H130V153H128ZM171 154H174L175 155V157H172V160H171V162H169V163H166L165 162V164H167V166L164 164V162L163 161H165V160H167V159H169V157L171 156ZM86 155V154H85ZM101 155V154H100ZM121 155V154H120ZM123 156H124V154H122ZM132 154H130V156H131ZM96 156H98V155H96ZM103 156V155H102ZM122 156V157H123ZM77 157V156H76ZM79 157V156H78ZM82 157H84V156H82ZM82 157H81V155H80V159H81V161H79V162H83L84 161V159L82 160ZM101 157V156H100ZM100 157H98L99 159H101ZM105 154H104V158H102V159H105ZM115 157V156H114ZM114 157H112L113 159H114ZM125 157H126V155H125ZM144 157V156H143ZM149 157V156H148ZM75 158V157H74ZM92 158V157H91ZM117 158V157H116ZM124 158V157H123ZM128 158V157H127ZM135 158V157H134ZM215 158V157H214ZM249 159V160H253L252 161V163L253 164H256V165H254L252 168H254L255 166H257L255 169H253V171L251 170V172H252V175H250V176H248L249 174H250V169H248V167H249V163L247 164V159ZM88 159H89V157H88ZM108 159V158H107ZM109 159H110V157H109ZM112 159V160H113ZM118 159H120V158H118ZM133 159V158H132ZM132 159H128V160H132ZM138 159H140V158H138ZM171 159V158H170ZM86 160H87V158H86ZM91 160V159H90ZM96 160V159H95ZM93 161L92 160V162H96V161ZM122 160V159H121ZM136 160H137V158H136ZM161 160H163V161H161ZM210 160V159H209ZM103 161V160H102ZM105 161V160H104ZM124 161H125V159H124ZM159 161V162H158ZM92 162H90V163H92ZM112 162V161H111ZM127 162V161H126ZM137 162V161H136ZM85 163H87V162H85ZM89 163V161H88V164L89 165H93V164H90ZM118 163V162H117ZM123 163V162H122ZM133 163V162H132ZM131 163V164H132ZM141 163V162H140ZM194 163H195V161H194ZM251 163V164H252ZM76 164H77V162H76ZM78 164H80V163H78ZM84 164V163H83ZM97 164V162L95 163V165ZM102 164H103V162H102ZM128 164V163H127ZM137 164H139V162L137 163ZM174 164V163H173ZM263 164V163H262ZM39 165H41V164H39ZM70 165V166H69ZM75 165V164H74ZM85 165H87V164H85ZM111 165V164H110ZM113 165H116V164H113ZM119 165V164H118ZM125 165V164H124ZM123 165V166H124ZM129 165H130V163H129ZM152 165V164H151ZM239 165V166H238ZM259 165H260V167H259ZM79 166V165H78ZM81 166V165H80ZM84 166V165H83ZM99 166V165H98ZM117 166V165H116ZM115 166V167H116ZM122 166V167H123ZM131 166V165H130ZM236 166H238V167H236ZM29 167V168H28ZM89 167V166H88ZM87 167V169L88 170H91L90 168H88ZM91 167V166H90ZM94 167V166H93ZM114 167V168H115ZM121 167V168H122ZM166 167V168H165ZM234 167H236V169H234ZM81 168V167H80ZM84 168H86V166H84ZM125 168V167H124ZM251 168V169H252ZM20 169H21V167H20ZM71 170H72V168H70ZM70 169H67V171L68 170H70ZM86 169V170H87ZM97 169H99V167L97 168ZM117 169V168H116ZM171 169V168H170ZM189 169H190V171H189ZM58 170V169H57ZM65 170V169H64ZM87 170V171H88ZM102 171H106L104 168L103 169H101ZM109 170V169H108ZM118 170V169H117ZM128 170H130L129 168H128ZM186 170H188V171H186ZM66 171V170H65ZM66 171V174H65V172H64V174H65V176H62V177H66L67 176V174L69 175V172H67ZM82 171H84V170H82ZM92 172L93 171H97V170H95V168H94V170H91ZM133 171V170H132ZM176 171L178 172V174L176 173ZM17 172V171H16ZM21 172V171H20ZM71 172V171H70ZM90 172V171H89ZM91 172V173H92ZM114 172V171H113ZM112 172V173H113ZM230 172H233L231 175H230ZM59 174H58V176H60L61 177V172L59 171L58 172ZM117 173V172H116ZM164 173V172H163ZM86 174H88V173H86ZM119 174H120V172H119ZM166 174H168V173H166ZM188 174V175H187ZM109 175H111L110 174V172H109ZM157 175V174H156ZM89 176H90V174H89ZM95 176V175H94ZM163 176V175H162ZM182 176V177H183ZM88 177V176H87ZM111 177V176H110ZM114 176H112V178H113ZM234 176H232L231 178H233ZM91 178V177H90ZM90 178H87V179H89V181H90ZM92 178H93V176H92ZM91 178V179H92ZM111 178V179H112ZM156 178H159L160 179V176H158V177H156ZM163 178V177H162ZM235 178V177H234ZM63 180V179H62ZM67 180V179H66ZM66 180H63L64 182L66 181ZM78 180V179H77ZM102 180V179H101ZM189 180V179H188ZM62 181V182H63ZM88 181V180H87ZM96 182V181H95ZM134 182V181H133ZM171 182V183H170ZM42 183V182H41ZM41 183H40V185H41ZM55 183H57L56 181H55ZM91 183V182H90ZM106 183V182H105ZM180 183V182H179ZM244 183V182H243ZM63 184H65V183H63ZM67 184V183H66ZM82 184H83V180H82ZM92 184V183H91ZM91 184H89V185H91ZM98 184V183H97ZM100 184V183H99ZM94 184H92V186H93ZM163 185L165 186V187H167V189H164V188H162L161 189V187H163ZM250 185H248V186H250ZM56 186H58V184H56ZM72 185H70V187H71ZM74 186V185H73ZM72 186V187H73ZM84 186H86L85 184H84ZM98 186V185H97ZM152 186H154V189L152 190L151 188H152ZM220 186V185H219ZM232 186V185H231ZM51 187V188H50ZM71 187V188H72ZM143 187V186H142ZM172 187H173V189H172ZM179 187V188H178ZM209 187H210V185H209ZM245 187V186H244ZM49 188L51 189V192L49 193V195L47 196L46 195V197H45V199L44 200H47L49 203L48 204H46L47 206L45 207V209L46 210H43L41 207L42 206H36V207H34V202H33V207L34 208H31L30 209V212H29V218L30 217H32V216H35V217H37V216H39L40 218H38L39 219V222H38V224H39V236H40V239L44 242V243H50V245H52L51 247H49V252L47 253L48 254V256H47V259H46V261H48V263H49V261L51 260V259H53V257L54 256H57V254H61V253H64V252H67V254L66 255H63L66 259L64 260V262L65 261H75L76 259L74 258V259H72L75 255L74 254H76L77 252L75 251V249L74 248H71V247H69L68 249H67V243H66V241H64V238H63V235L65 234V232H66V228H65V226H66V223L67 222H64V220H63V223L61 224V223H58V225H56V222H55V219L53 220V215H51L52 213H53V211H52V209L51 208H53V205L55 204V206L57 207V208H60L62 205H60L61 203H60V201H61V199L63 198L62 196L63 195H61L62 193L59 191V188L58 187H55L54 185H50L49 186ZM54 188V189H53ZM67 188H69L68 187V185H67ZM96 188V187H95ZM136 188V187H135ZM203 188V187H202ZM231 188V187H230ZM53 189V190H52ZM73 189V188H72ZM171 189L173 190V191H171ZM201 189V188H200ZM205 188H203V190H204ZM218 189V188H217ZM220 189V188H219ZM69 190V189H68ZM74 190V189H73ZM190 190V189H189ZM211 190V189H210ZM222 190V189H221ZM242 190V193H244L243 192V189H241ZM248 190H250V189H248ZM209 191V190H208ZM257 191V192H256ZM70 192V191H69ZM68 192V193H69ZM173 192V193H172ZM190 192V191H189ZM199 192V191H198ZM204 192V191H203ZM214 192V191H213ZM217 192V191H216ZM215 192V193H216ZM218 192H220V190L218 191ZM221 192H223V190L221 191ZM247 192V191H246ZM256 192V193H255ZM34 193V192H33ZM79 193H80V191H79ZM96 193L97 192H95V195H96ZM211 193V192H210ZM233 193V192H232ZM72 193H70V195H71ZM86 194V192L84 193V195ZM140 194V193H139ZM204 194V193H203ZM207 194H209V193H207ZM212 194V193H211ZM214 194V193H213ZM213 194H212V196H213ZM219 194V193H218ZM26 195H27V193H26ZM68 197H67V200L68 201H70L71 203H72V205H73V203H74V200L72 199V197L69 195V194H66ZM82 195V194H81ZM86 195H88V194H86ZM93 194L91 193V195L89 194V196L91 197ZM146 195V194H145ZM165 197H164V196ZM206 195V193L204 194V196ZM220 195V194H219ZM218 195V196H219ZM230 195V194H229ZM29 196V195H28ZM35 196V195H34ZM74 196V195H73ZM159 196V195H158ZM187 196H188V194H187ZM209 196V195H208ZM207 195H206V198H204V197H202V198H204V200H206L207 199V197H208ZM215 196V195H214ZM213 196V197H214ZM157 197V196H156ZM180 197V196H179ZM179 197H177L178 199H180ZM213 197H212V200H213ZM216 197V196H215ZM215 197H214V199H215ZM220 197V196H219ZM36 198V197H35ZM39 198V197H38ZM37 198V199H38ZM41 198V197H40ZM78 198V197H77ZM83 198H86L85 196L83 197ZM153 198V197H152ZM198 198L200 199L201 197L200 196H198ZM209 198H210V196H209ZM217 198V197H216ZM247 198L249 199V201L251 202V204H248V201H247ZM27 199V198H26ZM75 199V198H74ZM87 199H89V198H87ZM221 199V198H220ZM231 199V198H230ZM233 199V198H232ZM242 199V198H241ZM78 200V199H77ZM76 200V201H77ZM90 200H92V199H90ZM145 200V199H144ZM177 200V199H176ZM202 200V199H201ZM210 200V199H209ZM58 201V202H57ZM199 201V200H198ZM203 201V200H202ZM222 201V200H221ZM228 201H230V200H228ZM234 201V200H233ZM69 202V204L71 205V203ZM212 202V201H211ZM217 202V201H216ZM67 203V202H66ZM91 203H92V201H91ZM218 203V202H217ZM220 203V202H219ZM233 203V202H232ZM239 203H241V201L239 202ZM26 204H28V203H26ZM36 204H37V202H36ZM76 204V203H75ZM89 204V203H88ZM198 204V203H197ZM205 204V203H204ZM210 204V203H209ZM215 204V203H214ZM225 204V203H224ZM228 204V203H227ZM66 205V204H65ZM64 205V208L63 209H65L66 208V206ZM77 205H78V203H77ZM81 205V204H80ZM191 205V204H190ZM226 205V204H225ZM67 206H68V204H67ZM73 206H75V205H73ZM83 206H84V204H83ZM87 206V205H86ZM92 206V205H91ZM90 206V207H91ZM141 206V205H140ZM149 206H151V205H149ZM199 206V205H198ZM205 206V205H204ZM203 206V207H204ZM210 206H212V205H210ZM222 206H224L223 204H222ZM228 206H230V203H229V205ZM261 206V207H260ZM18 207V206H17ZM27 207V206H26ZM49 207H51L50 208V213H48V208ZM71 207L72 206H70L69 208L71 209ZM76 207V206H75ZM191 207V206H190ZM200 207V206H199ZM202 206H201V208H203ZM208 208H209V205L207 206ZM215 207H217V205L215 206ZM234 207V206H233ZM260 207V208H259ZM19 208V207H18ZM22 208H23V206H22ZM30 208V206L28 207V209ZM39 208H41V209H39ZM62 208V207H61ZM68 208V207H67ZM73 208V207H72ZM78 208V207H77ZM76 208V209H77ZM88 208V207H87ZM145 208H148L147 206H145ZM194 208V207H193ZM205 208V207H204ZM218 208V207H217ZM222 208V207H221ZM224 208H225V206H224ZM256 208H259L260 209V211L259 210H256V211H252L253 209H256ZM14 209V208H13ZM25 209V208H24ZM28 209H27V211H28ZM74 209V208H73ZM211 209V208H210ZM210 209H207L206 211H208L209 210V212H210ZM236 209V208H235ZM48 210V211H47ZM72 210V209H71ZM78 210V209H77ZM80 210H81V208H80ZM92 210H94V209H92ZM92 210H90V211H92ZM178 210V209H177ZM201 210V209H200ZM19 211V210H18ZM70 211V210H69ZM95 211V210H94ZM99 211V210H98ZM102 211V210H101ZM148 211H149V209H148ZM189 211V210H188ZM197 211V210H196ZM205 211V209H204V211H202V213L204 212H206ZM16 212V211H15ZM22 212V211H21ZM20 212V213H21ZM72 212V211H71ZM82 212V211H81ZM208 212V213H209ZM222 212V211H221ZM254 213V216H253V213ZM28 213V212H27ZM62 213V212H61ZM64 213H66V212H64ZM72 213H76L75 211L74 212H72ZM83 213V212H82ZM86 213V212H85ZM177 213V212H176ZM207 212H206V214H208ZM25 214H26V211H25ZM60 214V213H59ZM95 214V213H94ZM172 214H174V213H172ZM186 214H187V212H186ZM193 214V213H192ZM206 214H203V215H206ZM213 214V213H212ZM234 214V213H233ZM28 215V214H27ZM31 215V216H30ZM55 215V214H54ZM57 215V214H56ZM78 215H81V214H77V216ZM91 215V214H90ZM97 215V214H96ZM100 215H101V212H100ZM113 215V214H112ZM143 215H144V213H143ZM145 215L147 216L146 218H149L148 217V214H146L145 213ZM171 215V214H170ZM203 215H201V216H203ZM210 215V218H211V213L209 214ZM217 215V214H216ZM215 215V216H216ZM64 216V215H63ZM75 216H76V214H75ZM76 216V217H77ZM83 216V215H82ZM98 216V215H97ZM96 216V218H98ZM227 216V215H226ZM256 216H258V217H256ZM20 217V216H19ZM56 217V216H55ZM60 217V216H59ZM101 217V216H100ZM152 217V216H151ZM154 217V216H153ZM152 217V218H153ZM162 217V216H161ZM163 217H164V215H163ZM166 217H168V216H166ZM165 217V218H166ZM175 217H176V215H175ZM175 217H172L171 218V216H170V218L172 219V222H171V219H169V221L171 222V224L173 223V221L176 219ZM189 217V216H188ZM187 217V218H188ZM194 217H195V213H194ZM200 217V216H199ZM204 217V216H203ZM230 217V216H229ZM33 218V217H32ZM68 218V217H67ZM116 218V217H115ZM178 218V217H177ZM187 218L185 219L186 221H188L187 220ZM190 218H191V215H190ZM201 218V217H200ZM206 218V217H205ZM208 218V217H207ZM222 218V217H221ZM259 218V219H258ZM61 219V218H60ZM65 219V218H64ZM100 219V218H99ZM117 219V218H116ZM162 220H163V218H161ZM179 219V218H178ZM189 219V218H188ZM192 219H194V218H192ZM197 219H198V216H197ZM245 219H247V218H245ZM70 220H72V216H71V219ZM77 220V219H76ZM86 220V219H85ZM165 220V219H164ZM162 221V223L163 224H165V222H169V221H167L168 219L166 218V220L165 221ZM206 220H208V219H206ZM205 220V221H206ZM248 220V219H247ZM254 220V219H253ZM26 221V220H25ZM24 221V222H25ZM89 221H90V219H89ZM143 221V220H142ZM177 221V220H176ZM209 221V220H208ZM220 221H222V220H220ZM9 222V221H8ZM72 222H74V221H72ZM133 222V224H135V226H136V228H137V226L139 225V223L137 224L136 223V221L134 222V221H132ZM131 221H130V223H132ZM158 222V221H157ZM178 222H180L181 223V221H180V219H179V221ZM194 222H196V220L194 221ZM201 222V221H200ZM203 222V221H202ZM201 222V224H203V223H205V222H203L202 223ZM214 222H216L217 223V221H214ZM240 222H241V220H240ZM248 222H250V221H248ZM75 223V222H74ZM74 223H73V225H74ZM86 223V222H85ZM84 223V225H86ZM116 223H118V222H116ZM126 223L128 224L129 223V220H127L126 221ZM176 222H174L173 224H175ZM186 223V222H185ZM188 223H190V222H187V224ZM197 223V222H196ZM195 223V224H196ZM208 223V222H207ZM215 223V224H216ZM246 222H244V224H245ZM76 224V223H75ZM102 224V223H101ZM100 224V225H101ZM120 224V223H119ZM131 225L130 226V228H129V230H131L132 232H136V228H134V225ZM153 224V223H152ZM152 224H150L151 226H153ZM163 224H160V225H163ZM167 224H169V223H167ZM195 224H194V226H195ZM235 224V223H234ZM1 225V224H0ZM73 225H71V226H73ZM82 225V224H81ZM89 225V224H88ZM118 225V224H117ZM166 225V224H165ZM170 225V224H169ZM168 225V227L170 228L169 230H170V232L171 231H174V230H172L171 229V227L172 226H174V225H172V226H169ZM176 226H177V223L175 224ZM182 225V226H181ZM189 226H190V224H188ZM197 225H198V223H197ZM199 225H200V223H199ZM204 225V224H203ZM203 225H201V226H199V227H202V230H203ZM208 225H210V223L208 224ZM208 225H206V226H208ZM239 225V226H238ZM237 225V227H238V230H239V232H240V228L239 227H242V225L243 224H241L240 225V223ZM251 225H253V222H251ZM36 226V225H35ZM106 226V225H105ZM119 226V225H118ZM139 226H141V225H139ZM148 226V225H147ZM179 226V225H178ZM180 226L181 227H183V226H185V224H180ZM191 226H192V223H191ZM212 226V225H211ZM224 226V228L226 227L225 225H223ZM257 226V227H256ZM2 227V226H1ZM37 227V226H36ZM70 227V226H69ZM73 227H75V226H73ZM82 227H84L83 225H82ZM87 227H89V226H87ZM115 227V226H114ZM162 227H164V225L162 226ZM175 227V226H174ZM173 227V228H174ZM193 227V226H192ZM3 228H5V227H3ZM96 228H98V227H96ZM166 228V227H165ZM180 228V227H179ZM185 228V227H184ZM184 228H182V230L184 229ZM197 228H198V226H197ZM206 228H208V227H206ZM37 229H38V227H37ZM72 229V228H71ZM74 229V228H73ZM72 229V230H73ZM77 229V228H76ZM101 229V228H100ZM124 229V228H123ZM162 228L160 227V229L159 230H161ZM167 229V228H166ZM166 229H164V230H166ZM175 229V228H174ZM177 229V228H176ZM181 229V228H180ZM187 229V227L185 228V230ZM188 229H189V227H188ZM195 229V228H194ZM199 229V228H198ZM211 229V228H210ZM242 229V231H243V229H245L244 227L243 228H241ZM1 230V229H0ZM4 230H6V229H4ZM31 230V229H30ZM75 230V229H74ZM121 230V229H120ZM142 230H143V227H142ZM154 230V229H153ZM152 230V231H153ZM168 230V229H167ZM179 229H177V231H178ZM184 230V231H185ZM190 230H192L193 231V229L192 228H190ZM199 230H201V229H199ZM202 230H201V232H202ZM205 230V229H204ZM203 230V231H204ZM228 230V229H227ZM236 230V229H235ZM235 230H232V231H234V232H236ZM68 231V230H67ZM82 231H83V233H84V231H85V227L84 228H82ZM125 231H126V228H125ZM148 231L150 232V233H152V231L151 230H145V233H144V236L145 235H149V233H148ZM180 231V230H179ZM183 231V232H184ZM208 231H209V228H208ZM241 231V232H242ZM247 231V230H246ZM1 232V231H0ZM61 232V233H60ZM62 232H64V233H62ZM70 232H71V230H70ZM93 232V231H92ZM100 232H101V230H100ZM123 232V231H122ZM128 232V231H127ZM156 232V231H155ZM165 231H163L162 233H164ZM186 232V231H185ZM188 232H189V230H188ZM191 232V231H190ZM190 232H189V235H190ZM194 233H195V230L193 231ZM196 232L198 233L199 231H197L196 230ZM207 232V231H206ZM2 233V232H1ZM0 233V234H1ZM74 231H73V235H74ZM82 233V234H83ZM121 233V232H120ZM123 233H125V232H123ZM139 233V232H138ZM138 233H136V234H138ZM142 233V232H141ZM147 233V234H146ZM166 233H168V232H165L164 234H166ZM203 233H205V232H203ZM232 233V232H231ZM254 233V232H253ZM3 234V233H2ZM128 234H130V233H128ZM160 234V233H159ZM179 234H181V231L179 232ZM178 234V236H181V235H179ZM186 234H188V233H185V236H187L188 238H189V235H186ZM191 234H193V233H191ZM200 234V233H199ZM238 234H241V233H238ZM67 234H65V236H66ZM121 235V234H120ZM123 235V238L124 237H126L124 234H122ZM174 235V234H173ZM183 235H184V233H182V237H180V240H182V238L183 239H185V236L183 237ZM210 235H213V234H210ZM251 235V234H250ZM253 235V234H252ZM35 236H36V234H35ZM154 236V235H153ZM175 236L177 237V238H179L178 236H177V234H175ZM174 236V237H175ZM194 236H195V234H194ZM199 236H201V235H199ZM205 236H207V235H205ZM205 236H203V237H205ZM209 236V235H208ZM234 236H237V235H235L234 234ZM242 236V235H241ZM241 236H239L238 235V237H241ZM254 236V239H256L255 237V235H253ZM37 237V236H36ZM84 237V236H83ZM82 237V239L81 240H84V238ZM133 237V236H132ZM165 237H167V238H165ZM186 237V238H187ZM190 237H192V236H190ZM195 237H198V235L197 236H195ZM213 237V236H212ZM228 237H229V235H228ZM227 237V238H228ZM70 238V237H69ZM121 237H119L118 239H120ZM151 238V237H150ZM164 238H165V240L164 241H166V242H164V241H161V244H163L162 246H163V248H159V249H161V251L163 250V252L162 253H164L165 254V251H167L166 249H168L169 251H170V253L168 254V256L170 257L169 259H170V261H169V263L170 264H189V263H186V261L188 260V258L186 257L187 255H185V259L183 258V257H181V255H179V253L180 252H182V249L181 248H179L178 250H180L179 251V253L177 254V253H175L174 252V250H176V247H174V245H176V246H178V241H177V239L176 238H172V237H170V236H167V234H166V236H164ZM188 238L185 240V242H187V240H188ZM230 238V237H229ZM234 238V237H233ZM232 238V239H233ZM106 239V238H105ZM125 239V238H124ZM131 239V238H130ZM152 239V238H151ZM168 239V240H167ZM189 239H192V238H189ZM197 239V238H196ZM195 239V240H196ZM202 239V238H201ZM226 239V238H225ZM252 239V238H251ZM96 240H97V238H96ZM126 240V239H125ZM125 240H124V242H125ZM194 240V239H193ZM209 240H210V238H209ZM226 240H228V239H226ZM239 240V239H238ZM241 240H242V238H241ZM253 240V239H252ZM251 240V241H252ZM42 241H41V245H42ZM76 241V240H75ZM80 241V240H79ZM117 241H119V240H116V242ZM127 241V240H126ZM200 241V240H199ZM198 240L196 241V243H198L199 242ZM202 241H204L203 239H202ZM223 241V240H222ZM235 241V240H234ZM78 242V241H77ZM77 242H75V243H77ZM96 242V241H95ZM123 242V243H124ZM137 243H138V241H136ZM136 242H135V244H136ZM163 242V243H162ZM180 242V241H179ZM191 242V241H190ZM205 242V241H204ZM204 242H201V244L203 243L204 244ZM155 243V242H154ZM188 243H189V241H188ZM195 243V242H194ZM222 243H224V241L222 242ZM230 243V246L232 245V243L233 242H229ZM110 244H112V242L110 243ZM134 244V243H133ZM139 244V243H138ZM164 244H166V245H164ZM180 244V243H179ZM181 244H183V243H181ZM193 244V243H192ZM217 244V243H216ZM228 244V243H227ZM237 244V243H236ZM45 245V244H44ZM78 245V244H77ZM76 245V246H77ZM114 246H116L115 245V243L113 244ZM113 245H111V246H113ZM118 245V244H117ZM120 245V244H119ZM140 245V244H139ZM142 245V244H141ZM184 245V244H183ZM185 245H186V243H185ZM198 246H199V244H197ZM210 245H212V244H210ZM87 246V245H86ZM113 246V247H114ZM138 246V245H137ZM137 246H136V248H137ZM188 246H190V245H188ZM193 246V245H192ZM196 246V245H195ZM197 246V247H198ZM204 246V245H203ZM208 246H209V243H208ZM220 246V245H219ZM262 246V245H261ZM43 247V246H42ZM78 247V246H77ZM124 246H122L121 248H123ZM131 247H133V246H130V248ZM184 247V246H183ZM211 247V246H210ZM209 247V248H210ZM214 247H216V245L214 246ZM217 247H218V244H217ZM226 247V246H225ZM239 247V246H238ZM47 248V247H46ZM51 248V249H50ZM81 248V247H80ZM120 248V249H121ZM125 248V247H124ZM129 248V249H130ZM139 248H140V246H139ZM154 248H156V246L154 247ZM185 248H186V250L188 251L189 249V247L187 248L186 246H185ZM199 248H200V251L202 250V249H204V248H202V246H199ZM198 248V249H199ZM202 248V249H201ZM206 248L207 249H209L208 247H207V245H206ZM222 248V247H221ZM231 248V251H232V247H230ZM45 249V248H44ZM63 249H65V251L63 250ZM77 249V248H76ZM111 249H114V248H111ZM128 249V250H129ZM134 248H132V250H133ZM206 249V250H207ZM215 249V248H214ZM214 249L213 250H211V251H214ZM225 249V248H224ZM233 249H234V247H233ZM256 249V250H257ZM122 250V249H121ZM127 250V251H128ZM165 250V251H164ZM221 250V249H220ZM230 250V249H229ZM114 252H115V249L113 250ZM116 251H117V253H116V255H115V257L117 256V254H118V249H116ZM125 252V250H124V252L125 253H129V252ZM134 251H135V249H134ZM137 251V250H136ZM138 251H140V250H138ZM156 251V250H155ZM190 251V250H189ZM203 251V250H202ZM224 251V250H223ZM223 251H221V255H222V252ZM225 251H227V248H226V250ZM234 251V250H233ZM123 252V251H122ZM158 252H159V250H158ZM229 252V251H228ZM236 252H237V250H236ZM235 252V253H236ZM79 253V252H78ZM110 253V252H109ZM108 253V254H109ZM121 253V252H120ZM125 253H124V255H125ZM130 253H132V252H130ZM191 253V252H190ZM231 253V252H230ZM235 253L233 254V253H231L232 255H234L235 256ZM52 254V255H51ZM141 254V253H140ZM216 254V253H215ZM214 254V255H215ZM224 254V253H223ZM226 254V253H225ZM224 254V255H225ZM237 254V255H238ZM4 255V254H3ZM70 255V256H69ZM78 255V254H77ZM81 255V254H80ZM124 255H118V257L119 256H121V258H122V256L124 257ZM130 255V254H129ZM128 255V256H129ZM142 255V254H141ZM184 255V254H183ZM191 255V254H190ZM199 255V254H198ZM220 255V254H219ZM238 255V256H239ZM10 256V255H9ZM125 256H127V255H125ZM156 256V255H155ZM164 256H166V255H164ZM227 256V255H226ZM11 257V256H10ZM62 257V256H61ZM141 257V256H140ZM142 257H143V255H142ZM141 257V258H142ZM146 257V256H145ZM144 257V258H145ZM194 257V256H193ZM197 257V256H196ZM202 257V256H201ZM221 257H223V255L221 256ZM228 257V256H227ZM231 257V256H230ZM236 257V256H235ZM250 257V258H249ZM30 258V257H29ZM109 258V257H108ZM111 259H112V257H110ZM114 258V257H113ZM120 258V257H119ZM119 258H115V260L116 261H111V262H109V264H121L120 263V261H122V260H120ZM147 258V257H146ZM158 258V257H157ZM229 258V257H228ZM225 259L226 261L228 260V262H229V259ZM238 258V257H237ZM257 258V257H256ZM4 259V258H3ZM25 259V258H24ZM45 259V258H44ZM105 259H106V256H105ZM124 259H125V257H124ZM159 259V258H158ZM195 259H197V258H195ZM231 259V258H230ZM12 260V259H11ZM34 260V259H33ZM38 260V259H37ZM59 258H57V262H55V261H53V260H51L50 262L51 263H49V264H61V263H64L63 262V260H59ZM106 260H108V259H106ZM127 260V259H126ZM129 260V259H128ZM134 260V259H133ZM190 260H191V257H190ZM193 260V259H192ZM232 260V259H231ZM241 260V259H240ZM258 260H260V264H264V253H263V255L261 256L260 255V257H259V259ZM1 261V260H0ZM8 261V260H7ZM25 261V260H24ZM71 261V262H72ZM105 261V260H104ZM109 261H110V259H109ZM132 261V260H131ZM143 261V260H142ZM142 261H140L141 263H142ZM145 261V260H144ZM151 260H149V262H150ZM153 261V260H152ZM156 261V260H155ZM159 261V260H158ZM161 261V260H160ZM206 261V260H205ZM222 261H224L223 259H222ZM28 262H29V259H28ZM67 262V263H68ZM77 262V261H76ZM106 262V261H105ZM193 262H195L194 260H193ZM200 262V261H199ZM203 262H204V260H203ZM209 262V261H208ZM211 262V261H210ZM212 262H214V260L212 261ZM225 262V261H224ZM228 262L226 263V264H228ZM244 262V263H245ZM249 262H251V261H249ZM5 264H6V262H4ZM13 263H14V261H13ZM12 263V264H13ZM16 263H17V261H16ZM24 263V262H23ZM34 263V262H33ZM66 263V264H67ZM196 263V262H195ZM18 264H19V262H18ZM37 264V263H36ZM44 264H47L46 262L44 263ZM71 264V263H70ZM73 264V263H72ZM106 264V263H105ZM143 264V263H142ZM154 264H158V263H154ZM194 264V263H193ZM197 264V263H196ZM212 264H214V263H212ZM231 264V263H230ZM247 264V263H246ZM252 264H255V263H253L252 262Z\"/></svg>","mask_w":264,"mask_h":264}]
</instances>
